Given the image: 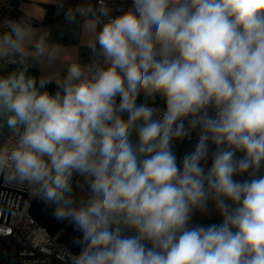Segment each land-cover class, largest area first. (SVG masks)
<instances>
[{"label": "clouds", "instance_id": "9594fccd", "mask_svg": "<svg viewBox=\"0 0 264 264\" xmlns=\"http://www.w3.org/2000/svg\"><path fill=\"white\" fill-rule=\"evenodd\" d=\"M53 3L92 59L0 23V180L79 233L71 264H264V0Z\"/></svg>", "mask_w": 264, "mask_h": 264}, {"label": "built area", "instance_id": "2783aa9c", "mask_svg": "<svg viewBox=\"0 0 264 264\" xmlns=\"http://www.w3.org/2000/svg\"><path fill=\"white\" fill-rule=\"evenodd\" d=\"M109 3L114 9L126 8L131 0H109ZM20 18L24 16L17 10L15 0L0 2V23ZM157 106L163 108L164 104ZM7 138L6 134L0 143ZM190 138L197 139V133L193 132ZM35 198L38 197L29 186L0 180V264H71V254L76 252L58 241L63 229L50 234L31 215L29 209ZM64 226L72 225L64 221Z\"/></svg>", "mask_w": 264, "mask_h": 264}, {"label": "crops", "instance_id": "0c3cea01", "mask_svg": "<svg viewBox=\"0 0 264 264\" xmlns=\"http://www.w3.org/2000/svg\"><path fill=\"white\" fill-rule=\"evenodd\" d=\"M5 0H0V2ZM65 7L75 6L80 0H64ZM17 10L26 18L32 20V25L40 30H48L53 43L60 44L64 51L62 61L55 65L57 70L66 67L74 59L83 64L91 61L90 50L86 42L89 34L82 31L80 25L64 21V11L58 9L53 0H15ZM35 70V69H34ZM51 71V69H48ZM39 75V72L35 70Z\"/></svg>", "mask_w": 264, "mask_h": 264}, {"label": "water", "instance_id": "95a60500", "mask_svg": "<svg viewBox=\"0 0 264 264\" xmlns=\"http://www.w3.org/2000/svg\"><path fill=\"white\" fill-rule=\"evenodd\" d=\"M3 137H0V141ZM196 143H197V139L194 138H186L182 141L179 140L175 141L174 151L177 155L178 161L182 159L185 153L193 151ZM242 155L243 153H237V156H242ZM208 161H211V159H209ZM262 174H264V169H262ZM29 211L40 225L45 226L47 228L50 234H55L58 230L63 229V232L59 236L58 241L64 244L69 249H71L72 251L76 253L79 252V248L73 243L74 238H76L79 235V233L74 231V228L72 226L65 227L64 221L57 220L53 216L52 210L49 207H47L39 198H35L32 201ZM221 221L222 218L207 222L192 221V223L210 225L213 223L218 224Z\"/></svg>", "mask_w": 264, "mask_h": 264}, {"label": "rangeland", "instance_id": "374dc122", "mask_svg": "<svg viewBox=\"0 0 264 264\" xmlns=\"http://www.w3.org/2000/svg\"><path fill=\"white\" fill-rule=\"evenodd\" d=\"M208 167L211 166V162H208L207 164ZM244 177H236V179H243ZM80 194V193H79ZM221 217L219 216L218 213L213 212V214L211 215H206V214H202L200 212H196L194 217H193V221L195 222H207V221H212L215 219H220Z\"/></svg>", "mask_w": 264, "mask_h": 264}, {"label": "trees", "instance_id": "16d2710c", "mask_svg": "<svg viewBox=\"0 0 264 264\" xmlns=\"http://www.w3.org/2000/svg\"><path fill=\"white\" fill-rule=\"evenodd\" d=\"M12 67H14V66H11V65L8 66L9 70H11ZM33 73L36 74V75H38V74L36 73L35 70H33ZM49 88H50V90H52V91L55 90V86H54V85H50ZM161 104H164L163 101L160 100L159 98H157V100H156V105H161Z\"/></svg>", "mask_w": 264, "mask_h": 264}, {"label": "flooded vegetation", "instance_id": "af4514ba", "mask_svg": "<svg viewBox=\"0 0 264 264\" xmlns=\"http://www.w3.org/2000/svg\"><path fill=\"white\" fill-rule=\"evenodd\" d=\"M208 162H211V161H208Z\"/></svg>", "mask_w": 264, "mask_h": 264}]
</instances>
